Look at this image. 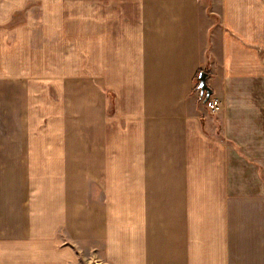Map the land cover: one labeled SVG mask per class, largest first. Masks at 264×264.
I'll use <instances>...</instances> for the list:
<instances>
[{"label":"crops","instance_id":"1","mask_svg":"<svg viewBox=\"0 0 264 264\" xmlns=\"http://www.w3.org/2000/svg\"><path fill=\"white\" fill-rule=\"evenodd\" d=\"M259 49L264 0H0V264H264Z\"/></svg>","mask_w":264,"mask_h":264},{"label":"water","instance_id":"2","mask_svg":"<svg viewBox=\"0 0 264 264\" xmlns=\"http://www.w3.org/2000/svg\"><path fill=\"white\" fill-rule=\"evenodd\" d=\"M207 77H208L207 73L201 72L198 75V79H197V89L200 92V96L203 100L204 105H205L206 101L212 95V90L210 89V87L207 84Z\"/></svg>","mask_w":264,"mask_h":264},{"label":"built area","instance_id":"3","mask_svg":"<svg viewBox=\"0 0 264 264\" xmlns=\"http://www.w3.org/2000/svg\"><path fill=\"white\" fill-rule=\"evenodd\" d=\"M260 55H261V62L264 64V50L259 49ZM206 108L211 113H217L220 110L221 103L216 98H209L205 103Z\"/></svg>","mask_w":264,"mask_h":264},{"label":"trees","instance_id":"4","mask_svg":"<svg viewBox=\"0 0 264 264\" xmlns=\"http://www.w3.org/2000/svg\"><path fill=\"white\" fill-rule=\"evenodd\" d=\"M198 90V89H197Z\"/></svg>","mask_w":264,"mask_h":264}]
</instances>
